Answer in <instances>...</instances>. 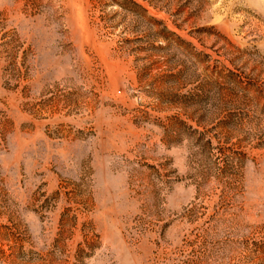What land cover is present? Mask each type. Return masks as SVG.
Returning a JSON list of instances; mask_svg holds the SVG:
<instances>
[{"label":"rangeland","instance_id":"374dc122","mask_svg":"<svg viewBox=\"0 0 264 264\" xmlns=\"http://www.w3.org/2000/svg\"><path fill=\"white\" fill-rule=\"evenodd\" d=\"M0 264H264V0H0Z\"/></svg>","mask_w":264,"mask_h":264}]
</instances>
